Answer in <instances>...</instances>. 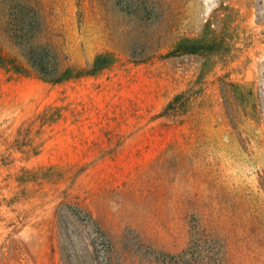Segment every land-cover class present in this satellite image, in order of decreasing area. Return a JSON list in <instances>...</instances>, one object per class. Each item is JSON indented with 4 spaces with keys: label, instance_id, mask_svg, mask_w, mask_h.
Instances as JSON below:
<instances>
[{
    "label": "rangeland",
    "instance_id": "obj_1",
    "mask_svg": "<svg viewBox=\"0 0 264 264\" xmlns=\"http://www.w3.org/2000/svg\"><path fill=\"white\" fill-rule=\"evenodd\" d=\"M40 2L69 65L105 64L54 84L0 37V264L93 236L140 264L121 254H178L196 223L264 264V0Z\"/></svg>",
    "mask_w": 264,
    "mask_h": 264
},
{
    "label": "trees",
    "instance_id": "obj_2",
    "mask_svg": "<svg viewBox=\"0 0 264 264\" xmlns=\"http://www.w3.org/2000/svg\"><path fill=\"white\" fill-rule=\"evenodd\" d=\"M48 28L40 0H0V37L17 48L21 57L42 79L54 84L79 79L98 71L99 64H105L98 60L88 71L72 67L50 40ZM75 210L83 214L80 209ZM68 212V216L76 217L81 226L93 228L87 214H83L85 219H80L71 210L68 209ZM67 241L70 246L73 245L71 239L67 238ZM105 243L102 250L96 251L93 236L83 248V253H77L74 248L71 252H64L65 264H112L113 248L109 241ZM124 254L136 257L140 264H227L228 253L219 236L196 223L192 225L189 247L178 254L144 252L142 248L133 252L125 249L121 257Z\"/></svg>",
    "mask_w": 264,
    "mask_h": 264
}]
</instances>
